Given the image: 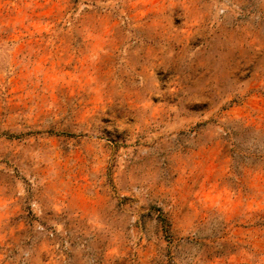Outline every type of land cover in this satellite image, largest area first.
Wrapping results in <instances>:
<instances>
[{
  "label": "rangeland",
  "instance_id": "374dc122",
  "mask_svg": "<svg viewBox=\"0 0 264 264\" xmlns=\"http://www.w3.org/2000/svg\"><path fill=\"white\" fill-rule=\"evenodd\" d=\"M0 264H264V0H0Z\"/></svg>",
  "mask_w": 264,
  "mask_h": 264
}]
</instances>
